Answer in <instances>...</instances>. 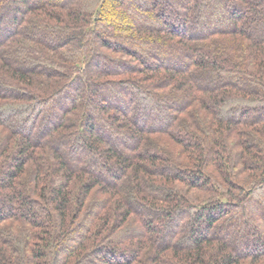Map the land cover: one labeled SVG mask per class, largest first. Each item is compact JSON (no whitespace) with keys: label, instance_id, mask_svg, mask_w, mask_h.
<instances>
[{"label":"trees","instance_id":"obj_1","mask_svg":"<svg viewBox=\"0 0 264 264\" xmlns=\"http://www.w3.org/2000/svg\"><path fill=\"white\" fill-rule=\"evenodd\" d=\"M259 203L264 0H0V264H264Z\"/></svg>","mask_w":264,"mask_h":264},{"label":"rangeland","instance_id":"obj_2","mask_svg":"<svg viewBox=\"0 0 264 264\" xmlns=\"http://www.w3.org/2000/svg\"><path fill=\"white\" fill-rule=\"evenodd\" d=\"M259 205H260V206H263L262 208L264 209V204H263V203H259ZM250 230H251V232H254V230H252V228H250ZM226 231H228V230L226 229ZM233 233H234L235 235H237V236L240 234V232H239V231H236V230H234ZM241 235H242V234H241Z\"/></svg>","mask_w":264,"mask_h":264}]
</instances>
